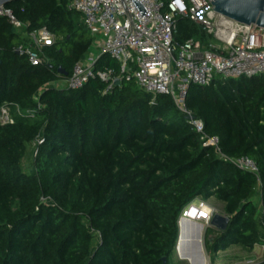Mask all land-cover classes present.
I'll return each instance as SVG.
<instances>
[{
    "label": "trees",
    "instance_id": "obj_1",
    "mask_svg": "<svg viewBox=\"0 0 264 264\" xmlns=\"http://www.w3.org/2000/svg\"><path fill=\"white\" fill-rule=\"evenodd\" d=\"M69 2L5 6L23 31L0 17V107L13 118L0 124V264H172L178 220L196 199L222 203L229 219L225 232L207 229L212 258L260 244L264 258V76L190 85L184 101L221 155L251 160L256 176L204 147L169 96L151 105L106 55L94 70L121 80L110 92L97 78L75 91L50 88L93 44ZM41 28L55 38L51 63L32 67L16 50L23 33ZM190 39L210 38L178 19L174 45Z\"/></svg>",
    "mask_w": 264,
    "mask_h": 264
},
{
    "label": "built area",
    "instance_id": "obj_2",
    "mask_svg": "<svg viewBox=\"0 0 264 264\" xmlns=\"http://www.w3.org/2000/svg\"><path fill=\"white\" fill-rule=\"evenodd\" d=\"M146 10L142 17L131 0H70L68 10L78 13L94 39H100L99 55L95 60L75 65L70 77L50 86L55 90L75 91L89 80L99 79L107 84L106 93L116 87L112 73L95 72L97 60L106 55L119 65L122 79L133 83L143 94L169 96L176 108L200 135L203 146L213 148L218 155L236 168L258 175L256 165L249 159H227L221 155L218 139L204 134L203 124L192 118L184 101L190 85L205 87L216 80L264 76V28L243 26L215 13V0H137ZM16 30L26 26L16 20L11 11L0 8ZM187 19L197 25L210 39L207 42L190 39L174 45L177 20ZM25 42L16 50L32 67L51 63L47 50L55 38L46 29L23 33ZM84 60V59H83ZM16 113L20 115L18 109ZM28 117L34 115L28 112ZM13 123L10 108L0 107V124ZM40 143V142H38ZM196 201V202H194ZM181 212L178 220L204 225L208 228L216 210L208 202L196 199Z\"/></svg>",
    "mask_w": 264,
    "mask_h": 264
},
{
    "label": "water",
    "instance_id": "obj_3",
    "mask_svg": "<svg viewBox=\"0 0 264 264\" xmlns=\"http://www.w3.org/2000/svg\"><path fill=\"white\" fill-rule=\"evenodd\" d=\"M22 1V0H0V8L5 7L9 4ZM140 15L144 17L146 10L137 0H131ZM214 6V11L219 16L233 21L237 24L243 26L256 25L259 28H264V0H215L211 3ZM58 73L67 77V74L61 69ZM115 85L119 86V81H115ZM188 121L189 118H186ZM192 222L188 221L187 230L189 233L193 231L195 225H191ZM229 224V219L224 215L215 214L211 220L210 226L218 232H225ZM198 238V242L197 239ZM181 240V228L179 227V237L177 241L176 251L178 252ZM193 241V242H191ZM195 241V242H194ZM202 245V235L193 233V240L190 239L183 245L184 253L191 257L196 256V258L202 256L201 250ZM165 264V260H163Z\"/></svg>",
    "mask_w": 264,
    "mask_h": 264
},
{
    "label": "rangeland",
    "instance_id": "obj_4",
    "mask_svg": "<svg viewBox=\"0 0 264 264\" xmlns=\"http://www.w3.org/2000/svg\"><path fill=\"white\" fill-rule=\"evenodd\" d=\"M100 39H94L92 47L90 48L87 56L84 58L83 63L87 64L90 61L95 60V58L99 55L100 50ZM34 145L30 147V151L27 153L25 159L22 162V169L24 172L28 173L30 171L31 165L33 163V151ZM259 198L255 196L254 202L258 204ZM196 202V201H194ZM217 214L223 215L219 211H216ZM191 225H195L201 229L202 235V256L204 257L206 264H261L263 263L262 256V244L257 245L252 252H246L245 250L235 247L226 252L218 253L214 258L211 257L210 254L205 250V240L209 237L207 234L208 227L204 225H199L192 223ZM214 231H216L214 229ZM172 264H190L187 260L181 258L179 251L175 252L172 256Z\"/></svg>",
    "mask_w": 264,
    "mask_h": 264
},
{
    "label": "bare ground",
    "instance_id": "obj_5",
    "mask_svg": "<svg viewBox=\"0 0 264 264\" xmlns=\"http://www.w3.org/2000/svg\"><path fill=\"white\" fill-rule=\"evenodd\" d=\"M187 225H188V221L187 220H183L181 221V224H180V228H181V240H180V247H179V254L181 256V258L187 260L190 264H206V261L204 259L203 256H200L198 258H196V256H187L185 253H184V250H183V245H185V243H187V241H189L190 239L193 240V233H197V234H200L201 233V229L199 227H196L194 226L195 228L193 229V231L191 233H189L187 230ZM197 242H198V238L196 239ZM193 242V241H191ZM195 242V241H194ZM201 253H202V250H201Z\"/></svg>",
    "mask_w": 264,
    "mask_h": 264
},
{
    "label": "crops",
    "instance_id": "obj_6",
    "mask_svg": "<svg viewBox=\"0 0 264 264\" xmlns=\"http://www.w3.org/2000/svg\"><path fill=\"white\" fill-rule=\"evenodd\" d=\"M208 204H209L213 209H215L216 211H219L220 213H222V210H223V204H222V203H220V202H218V201L212 199V200H209V201H208ZM235 247H236V246H235ZM235 247H231V248H229L228 250H230V249H232V248H235ZM238 248H240V247H238ZM228 250H226V251H228ZM226 251H224V252H226ZM220 253H222V252H220Z\"/></svg>",
    "mask_w": 264,
    "mask_h": 264
}]
</instances>
